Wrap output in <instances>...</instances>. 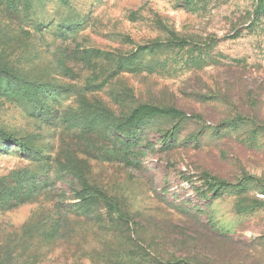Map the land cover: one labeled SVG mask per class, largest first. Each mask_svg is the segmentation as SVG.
I'll return each instance as SVG.
<instances>
[{"label":"rangeland","instance_id":"1","mask_svg":"<svg viewBox=\"0 0 264 264\" xmlns=\"http://www.w3.org/2000/svg\"><path fill=\"white\" fill-rule=\"evenodd\" d=\"M0 264H264V0H0Z\"/></svg>","mask_w":264,"mask_h":264},{"label":"trees","instance_id":"2","mask_svg":"<svg viewBox=\"0 0 264 264\" xmlns=\"http://www.w3.org/2000/svg\"><path fill=\"white\" fill-rule=\"evenodd\" d=\"M204 179L206 182V185L212 190V191H218L221 187L225 186L224 182L218 181L211 177H205Z\"/></svg>","mask_w":264,"mask_h":264}]
</instances>
